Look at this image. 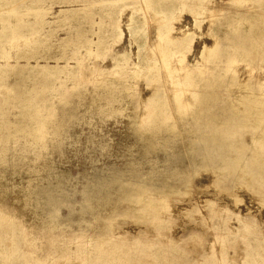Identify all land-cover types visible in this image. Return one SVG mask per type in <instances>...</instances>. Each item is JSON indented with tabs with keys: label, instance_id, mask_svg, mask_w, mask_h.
<instances>
[{
	"label": "rangeland",
	"instance_id": "obj_1",
	"mask_svg": "<svg viewBox=\"0 0 264 264\" xmlns=\"http://www.w3.org/2000/svg\"><path fill=\"white\" fill-rule=\"evenodd\" d=\"M250 29L264 0H0V264H264L260 130L222 161L192 121L204 76L264 93Z\"/></svg>",
	"mask_w": 264,
	"mask_h": 264
},
{
	"label": "bare ground",
	"instance_id": "obj_2",
	"mask_svg": "<svg viewBox=\"0 0 264 264\" xmlns=\"http://www.w3.org/2000/svg\"><path fill=\"white\" fill-rule=\"evenodd\" d=\"M244 21H247L249 23L248 19L247 20L244 19ZM250 30H251V32L249 33V35L252 38L251 41L252 40L254 41L253 42L254 45H252V48H253V46H257L258 42L262 43V45H263L264 35H261V36L257 35V34H255L254 30H252V29H250ZM246 32H249V31H246ZM258 39H260V41L257 42ZM251 41H250V43L252 44ZM262 45H260V48ZM227 48H225V49H227ZM214 52H216V50ZM226 55H227V53H226ZM243 56H244V54H243ZM210 76L213 78L211 79L208 76L207 77L204 76V77H202V79L200 81H198L199 84H201L202 86H206L207 88L209 87L211 90H208L206 95L202 99H200V101H198V103H197L198 107H197V110L194 111L192 121L195 123V125L198 126L199 132L205 131L206 129H208V130L214 129L217 132V135H218L217 140L218 141H217V143H215V146H214L215 147V153L214 154L215 155L217 154V156L222 161L227 160L226 154L224 152H226V150L228 151V149H227V148H229L228 147V141H232L235 137L240 136L242 134L243 129H245V128H249L252 132L260 130L261 135L253 141V150H252L253 153L250 154L251 156L249 157V161H248V164L255 165V166H257V168H254V169L248 168V170H249V174L252 177H254L253 178L254 183H256L257 181H260V180L262 181L263 174H264L262 172L264 169V109L262 108V105L264 103V93H261L260 95H256V94H252V93L248 94V95L247 94L242 95L239 98L240 100H238L239 103L237 106L234 104H224V105L220 104L219 106L216 107V105H213V104L216 103L217 97H219V99H220V95L219 94L217 95L215 92H213L216 89H214V88L212 89V86L215 82L219 83L221 77H219L216 74H212V75L210 74ZM185 78H187V77H185ZM190 79H191V77H190ZM255 82H257V83H254L252 85H248L246 88H248L250 91H254V88L257 87L256 90H258L260 88V85H261L260 81L255 80ZM103 84H105V83H103ZM109 87H111V86H109ZM12 98H14V97H12ZM241 99L243 101H241ZM162 106L165 107L164 104ZM153 111L154 112L156 111L155 116H157V118L154 119L155 116H153L154 120H152L153 121V122H151L152 124L150 125V123H149V125H148L149 129L147 127H146V129H148L152 132H158L160 129H162L166 125L165 121H166L167 115L165 116L164 112L162 111V108L159 106ZM152 114H153V112H152ZM27 129H28V127H26L25 125H23L20 128V132L25 134L26 137L29 139V141L27 143L26 150L29 148L31 143L33 146L34 141L39 139V138L35 137L34 132L32 130L29 131ZM208 148H210V146H208ZM242 148L247 149V147H245V146H242ZM0 151H1V148H0ZM255 169H257V170H255ZM262 185H263V183H262ZM146 202L147 201H144V200H140V201L138 200V202H136V205H134V206L126 205V207H128V209H132L134 211L137 205L139 207L140 204L142 205ZM138 207L136 208V210L138 209ZM141 209H142V211H141L142 213H148L149 212L148 210H146L144 208H139L138 212H140ZM111 262L117 263L116 260H112Z\"/></svg>",
	"mask_w": 264,
	"mask_h": 264
}]
</instances>
